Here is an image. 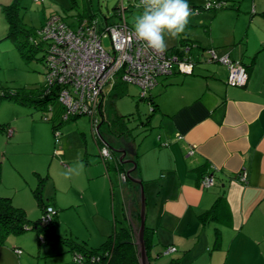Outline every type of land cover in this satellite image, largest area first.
Returning <instances> with one entry per match:
<instances>
[{
	"label": "crops",
	"instance_id": "0c3cea01",
	"mask_svg": "<svg viewBox=\"0 0 264 264\" xmlns=\"http://www.w3.org/2000/svg\"><path fill=\"white\" fill-rule=\"evenodd\" d=\"M12 1L0 0V43L5 41L2 39L8 30L2 6ZM47 1H44L45 7ZM50 1L53 3L54 0ZM187 2L201 8L199 12L192 9L196 15L190 18L186 35L168 44L167 52L182 56L186 54L183 50L185 43L192 44L191 53L197 61L193 73L175 71L159 79L149 93L158 105L149 124L153 130L139 141L136 135L133 138L117 134L119 129L112 122L107 125L110 138H104L102 127L109 121L104 99L109 91L114 90L113 86H108L102 99L99 130L106 142L126 151L125 159L135 161L136 167L131 174L143 183L146 226L154 236L151 264H169L172 261H176L175 264H264V2L261 6L258 4L257 10L253 9L246 32L235 29L214 36L212 26H208L205 40L194 28L213 23L218 11H210L212 19L207 15L205 22H200L206 9L195 0ZM209 48L216 49L220 55L229 54L247 66L256 56L247 85H229V70L222 63H202L197 55L200 52L204 58ZM140 97L145 98L141 94ZM19 119L15 116L0 120V126L4 125V129L0 128V164L3 168L0 185L7 179L4 169L7 170L10 164L17 171L9 174L13 183H19L18 178L24 175L14 161V148L21 144ZM54 122L61 123L59 114L52 124ZM95 136L100 150L107 143L99 140L97 134ZM59 153L56 156L53 153V156L59 159L66 154V149L61 147ZM88 153L86 151L85 160ZM121 155L119 153V157ZM93 162L96 163L97 159ZM113 162L117 164V160ZM104 165L106 172L101 165L92 170L85 167V178L94 185L89 190H76L74 196V205L85 204L92 209L94 227L89 225L86 236L71 227L65 235L60 234L62 232L58 231L56 223L55 230L60 235L72 236L87 241L89 246L98 247L115 229L130 227L136 243L141 222V185L129 177L127 182L131 184L123 183L114 165L109 168L106 163ZM123 167L128 172L134 163H124ZM204 169L205 172H214L215 185L208 188L201 185ZM35 174L42 175L39 172ZM243 174L246 175L245 181L239 179ZM46 176L49 181V171ZM17 187H11L16 195L19 193ZM15 194L14 202L18 200ZM0 195L10 196L1 190ZM222 196L225 197L222 209L218 216L211 217V209ZM50 199L58 211L57 189ZM31 246L27 239L8 235L0 243V264H75L70 255L61 256L63 252L42 254L44 250L39 249L34 254ZM169 246L176 247V250L166 254L165 249ZM16 248L23 249V253H17ZM57 253L60 257L51 258ZM41 258H45V263Z\"/></svg>",
	"mask_w": 264,
	"mask_h": 264
},
{
	"label": "rangeland",
	"instance_id": "374dc122",
	"mask_svg": "<svg viewBox=\"0 0 264 264\" xmlns=\"http://www.w3.org/2000/svg\"><path fill=\"white\" fill-rule=\"evenodd\" d=\"M35 1L22 0L24 22L27 27L35 28V35H37V29H40L42 24L46 22V15L49 17L52 13L61 15L72 27L77 25V15L79 13H96V17L100 18L104 25L105 17L114 14V7L121 2V0H79V6L76 9L70 7L69 0H54L53 3L48 0L46 7L44 2ZM123 1L126 5L132 2L131 0ZM195 1L202 5L207 3V0ZM228 2L232 4L230 5L232 7L223 10L218 9L213 23L209 22L206 26H195L194 29L198 30L201 39L205 40L204 38H207L208 26H212V34L214 36H220L227 30L233 31L236 29L237 31L246 32L253 9L256 8L257 10L259 8L258 4L261 6L264 0H256V2L255 0H228ZM238 7L239 9H237ZM203 13L204 15L200 18V22H205L207 15L212 19L210 10H205ZM129 18L131 17L129 16ZM2 21L6 23L5 20L2 19ZM260 26H263V24ZM165 39L168 44L174 42L167 35H165ZM103 44L107 49L111 48L112 43L109 35L103 38ZM197 57L202 63H206L203 61L200 52ZM46 70L44 50L33 49L29 51V56H25L15 42L5 39V41L0 43V120H6L15 116L20 117L22 134L19 139L21 144L14 148L16 151L14 161L17 164V168L24 174L23 177L18 178L20 179L18 180L19 183H13V180L9 179L12 178L9 174L13 175L17 171L13 168V165H8V169H4L7 172V179L0 185V190L13 197L14 205L25 209L29 219L36 221L41 218L42 209L34 194V189L41 182L40 188L45 201L51 200L50 198L54 197V192L57 189L60 200V204L58 205L60 221L55 222L56 228H58V231L60 230L59 232H62L60 234L64 235L66 231H70V227L83 232L82 234L85 235L89 225L94 227V213L85 204L81 206L74 205L76 204L74 203L76 202L74 198L75 192L76 190H89L94 185L90 179L85 178V167H91L89 170H92V168L96 169L98 165H101L106 172L104 161L99 154L100 150L90 117L88 115H80L74 120L60 124L59 129L62 134L58 141L53 129V121L45 119V116L49 112L36 106V103L29 105L17 102L14 99L1 98L3 89H42L46 83ZM108 88V86L105 88V92L106 90L108 91ZM109 92L104 99L105 114L109 120L102 127L104 138L109 140L107 125L117 115H131V126L135 128L134 132L137 141L141 140L145 135H149L153 130L152 127L140 124V120L137 119V116L141 115L142 120H146V117L151 113V106L148 101L140 97V88L135 84H129V94L123 97H118L116 90ZM53 105L56 109L60 107L58 101H55ZM97 136L99 140L103 141L100 135ZM8 139L11 138L8 137ZM61 147L66 149V154L57 159L54 156L60 155V153H57L55 149L58 148L60 150ZM86 151L89 153L88 158L85 160ZM89 159L90 161L88 162ZM95 159H97L96 163L93 162ZM53 160L54 162H52ZM80 164L83 165V168L79 167ZM48 171L50 173L49 181L45 180ZM73 171L74 173H72ZM2 172L3 168L1 166ZM35 172L41 173L43 179L41 180L37 176L40 174H35ZM127 184L131 183L127 182ZM13 185L18 186L19 193L17 195L11 189ZM14 194L15 199L19 201L14 202ZM71 204L73 206H70ZM11 235L27 239L32 244L31 248L34 249V254H37L39 249L44 250L42 254L59 251L63 252L61 256L70 255L71 259H73L72 262H74L73 253L54 236L46 235V241L41 242L39 232L36 229L27 230L22 234L12 233ZM93 240L95 242V239ZM28 251L31 252L30 250ZM53 257H60V255L57 253L51 256V258ZM45 261V258H41L42 263H45Z\"/></svg>",
	"mask_w": 264,
	"mask_h": 264
},
{
	"label": "built area",
	"instance_id": "2783aa9c",
	"mask_svg": "<svg viewBox=\"0 0 264 264\" xmlns=\"http://www.w3.org/2000/svg\"><path fill=\"white\" fill-rule=\"evenodd\" d=\"M139 2L140 0H137L136 4ZM214 5L219 7L223 3L207 0V8ZM126 12V8L121 4L115 20L104 26L93 18L77 22L74 27L62 16L53 14L38 30V36L32 38L35 42L44 43L47 65L46 88L47 92L57 89V100L63 106L62 120L88 115L94 132L98 133L100 121L98 106L100 104L101 108L102 93L107 86L116 83L118 76L125 82L137 85L141 90V96L147 97L148 92L158 84L161 77L169 76L175 71L189 74L193 72L195 63L188 57H180L167 51L159 55L145 47L144 42L135 37L133 24L128 22ZM107 35L110 36L112 43L109 49L103 44V38ZM115 52L116 60L112 63ZM207 52L206 61L227 65L228 84L233 86L246 84L249 75L242 62L232 59L229 54L220 55L214 48H209ZM9 133H12L11 129ZM60 135V130H55L58 141ZM178 137L182 135L178 134ZM56 151L60 152L59 149ZM100 153L106 164L115 159L108 145H103ZM120 177L123 182H127V173H120ZM239 179L245 181L246 175H240ZM215 183L216 178L213 174H206L201 179V185L205 188ZM55 213V207L49 205L42 216V221L50 222ZM15 250L19 254L23 253L21 248ZM175 250L176 247L169 246L165 253ZM76 259L79 263L84 262L82 255H78Z\"/></svg>",
	"mask_w": 264,
	"mask_h": 264
},
{
	"label": "trees",
	"instance_id": "16d2710c",
	"mask_svg": "<svg viewBox=\"0 0 264 264\" xmlns=\"http://www.w3.org/2000/svg\"><path fill=\"white\" fill-rule=\"evenodd\" d=\"M44 1L45 0L40 1V2H44ZM69 1H70L71 8H76V9L78 8L79 0H69ZM131 1L132 2L129 3V5H126L124 1L121 0V2L118 3L114 7L115 9L114 14H112L111 16L105 17V24L110 23L113 20H115L118 14L117 9L119 8L121 4L126 8V11H127L126 17H127L128 22L133 24L134 17L141 10L136 8L137 0H131ZM213 1L222 2L223 5L219 7L214 5V6H211L210 8H207L206 4H204L202 8L206 10H210L213 13H216L218 9H225L230 6V3L228 2V0H213ZM190 8L194 10L195 9L200 10L199 8H201V6L196 7V6L191 5ZM22 10H23L22 0H14L11 3L5 4L2 6V11L4 13L6 22L8 24L7 34L2 40L9 39L15 42L18 48L20 49V51L22 52V54L25 56H29V51L33 49H42L44 50V58H45L44 43L42 41L35 42L34 40H32L33 37L37 36L35 35L36 30L34 27H27L23 19ZM53 14H58V13H53ZM129 16L131 18H129ZM93 18L97 19L98 22L102 26L105 25V24L103 25V22L101 21L100 18L96 17V13H88V14L79 13L77 15V19H78L77 22L83 21L85 19L91 20ZM38 30L39 29H37V33H38ZM28 44L30 47L28 46ZM197 46L198 45H195V47ZM193 47L194 46H192V44L190 45V44L185 43V45L183 46V50H184V53L186 52V54L182 56L179 55V56L188 57L189 59L193 60L196 65L197 61L193 57V54L191 53V50ZM207 56L208 54L207 55L205 54L203 61L206 63H214V61L213 62L206 61L205 57ZM255 61H256V56L253 57L251 64H249L248 66L244 62H242V64L246 67L248 71V75H249L245 85H247L249 81L251 69ZM216 63H220V62H216ZM227 83H228V77H227ZM128 84H131V83L123 81L121 77L118 76L116 83L113 85V89L116 90V95L119 97H123L127 93ZM245 85H242V86H245ZM150 91L148 92L147 97L141 98V99H144L149 102L151 106V113L146 117V120H142L141 115H138L137 117V119L140 120V124L147 125V126L151 124L152 117L154 116L155 112L158 109V105L155 102L154 98L152 97L150 98V95H149ZM56 93H57L56 88L51 90L50 92H47L46 83H45L42 89L41 88H34V89L22 88V89H16V90L3 89L1 98L14 99L17 102L29 104V105H31V103L32 104L36 103L35 104L36 106H39L43 110H46L47 112H49L47 115V120L53 121L55 116L59 114V117L62 121L60 124H63L66 121L74 120L78 118V116L80 115L74 116L68 120H62L63 106L60 104V107L56 109L53 105L55 104V101H58L57 100L58 98L56 97L57 96ZM103 95L101 97V108H102ZM101 108H100V114H101ZM131 121H132L131 115H122V116H117L111 122L113 123V125L118 127L117 130L118 129L119 130L117 134L121 136H128V137L130 135L131 137L134 138L135 137V134L133 132L134 127L130 126ZM60 124H55L54 122L53 124L54 131L59 129ZM0 128L4 129V125H1ZM113 155L115 157L114 160L115 161L117 160L116 162L117 166L114 165L113 161H109L107 162V165H108L107 168L114 165V168H116L118 173H122L121 171L127 172L125 168L123 167L124 163L120 160L119 153L113 151ZM119 166H121L122 168ZM204 173L214 174L213 171L205 172V169L202 171V176H204L203 175ZM1 174L2 173H1V164H0V181L2 177ZM38 177L41 180L43 179V177H41L40 175H38ZM45 180H47V176H45ZM40 185H41V182L38 185V187L34 189V194L36 198L38 199V203L42 209V213L44 214L46 211V208L49 205H52L53 203H52V199L48 201L44 200ZM224 202H225L224 196H222L221 198L217 200V202L215 203V207L211 209L210 211L211 217L218 216V213L220 209H222ZM42 216L38 220L33 221L29 219L25 209L14 205L12 197L0 195V243H3L4 239L12 233L22 234L26 232L27 230L36 229L39 232V235H40L39 238L41 242L46 241V237H47L46 235L54 236L56 239L62 242V244H64L67 247V249L73 253L75 264H140L139 249H138L137 244L135 243V235L131 231L130 227H121L119 230L115 229L113 234H111L101 245H99L98 247H92L88 245L87 241H80V240L73 238L72 236H63L57 233V231L55 230V222L58 219L57 210H56V213L53 215V218L50 222H43ZM153 237H154L153 231L150 230L148 226H146L145 243H146L147 253L150 259H151V252L154 247ZM78 255L83 256V259H84L83 263H79L78 260L76 259ZM175 263L176 261L174 262L172 261L169 264H175Z\"/></svg>",
	"mask_w": 264,
	"mask_h": 264
},
{
	"label": "clouds",
	"instance_id": "9594fccd",
	"mask_svg": "<svg viewBox=\"0 0 264 264\" xmlns=\"http://www.w3.org/2000/svg\"><path fill=\"white\" fill-rule=\"evenodd\" d=\"M136 8L141 11L134 17L135 37L159 55L169 46L165 35L172 40L186 35L190 18L196 14L187 0H140Z\"/></svg>",
	"mask_w": 264,
	"mask_h": 264
},
{
	"label": "water",
	"instance_id": "95a60500",
	"mask_svg": "<svg viewBox=\"0 0 264 264\" xmlns=\"http://www.w3.org/2000/svg\"><path fill=\"white\" fill-rule=\"evenodd\" d=\"M109 33H110V31H109ZM110 36H111V34H110ZM115 60H116V52H115V57H112V63ZM101 93H102V91H101ZM102 95H103V93H102ZM98 108H99V112H100V104H99ZM100 125H101V123L98 125L99 127H97L98 133H96V134L97 135H100L101 138L104 140V138H103V136H102V134H101V132L99 130L100 129ZM106 143H107L106 145H108L112 149V151H116V152L122 153V155L120 156V160L123 163H128V162L134 163V167L131 168L127 172V175H128V177H129L130 180L136 181L137 183H139L141 185V189H140L141 202H142V207H141V212H140L141 222H140V228H139L138 233H137V241H136V243L138 245V249H139V261H140V264H151L150 263V258H149L148 253H147L146 243H145V229H146V196H145V190H144V186H143L142 181L140 179H138V178L133 177L132 174H131L132 169H134L136 167L135 161L134 160H127V159H125L126 151L124 149H122V148L120 149V147L118 149H116L113 145L109 144L108 142H106ZM130 218H131V216H130Z\"/></svg>",
	"mask_w": 264,
	"mask_h": 264
}]
</instances>
